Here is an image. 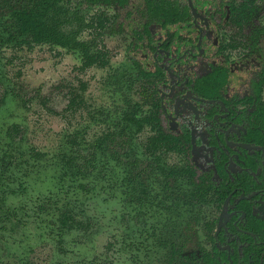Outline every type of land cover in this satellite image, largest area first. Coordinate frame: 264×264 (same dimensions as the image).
Masks as SVG:
<instances>
[{"label":"flooded vegetation","instance_id":"obj_1","mask_svg":"<svg viewBox=\"0 0 264 264\" xmlns=\"http://www.w3.org/2000/svg\"><path fill=\"white\" fill-rule=\"evenodd\" d=\"M85 1L104 9L88 21L95 35L79 40L105 60L89 66L107 67L124 94L122 116L135 117L124 125L147 131L138 183L182 238L181 254L189 264H264L263 0Z\"/></svg>","mask_w":264,"mask_h":264},{"label":"rangeland","instance_id":"obj_2","mask_svg":"<svg viewBox=\"0 0 264 264\" xmlns=\"http://www.w3.org/2000/svg\"><path fill=\"white\" fill-rule=\"evenodd\" d=\"M62 9L81 26L78 39L88 40L94 26L82 22L104 5L65 0ZM100 42L107 45L105 35ZM82 62L76 48L0 45V264H167L157 241L177 238L172 223L153 204L130 199L122 162L109 156L107 166L75 180L61 173L63 154L84 160L123 114L124 94L110 88L108 68ZM139 131L137 149L147 134ZM70 206L83 223L60 239L58 218Z\"/></svg>","mask_w":264,"mask_h":264},{"label":"trees","instance_id":"obj_3","mask_svg":"<svg viewBox=\"0 0 264 264\" xmlns=\"http://www.w3.org/2000/svg\"><path fill=\"white\" fill-rule=\"evenodd\" d=\"M63 0H0V45L10 43H53L66 46L68 48L79 47L83 55V67L89 66L95 62L103 65L105 60L103 56L96 55L91 51V44L87 41L77 39L78 28L73 26V18L65 11L62 13ZM93 1V0H90ZM83 23V22H82ZM92 24L88 22L86 25ZM75 101V95L71 97V105ZM125 114V112H123ZM135 120L133 115H120L117 120V126L113 129L104 131L98 136L89 150L90 158H85L81 163H77L78 157L74 153L63 154L66 164L62 174L71 176L88 177L95 168L108 165L109 156L114 158L116 163H124L125 157L131 163L128 175L129 178L130 199L137 203L140 208L152 204L153 197L148 191L147 184L138 183L141 176L140 155L137 154V147L132 142V135L126 122ZM124 125V126H123ZM125 164V163H124ZM154 162L151 160L150 165ZM130 165V164H129ZM126 166V164H125ZM152 166V165H151ZM161 168V167H160ZM152 169V168H150ZM163 169L165 176L168 172ZM140 176V178H139ZM166 181L168 179L166 178ZM85 186L83 183H81ZM178 192V190H177ZM152 198V199H151ZM150 202V204H148ZM169 207V206H168ZM167 207V208H168ZM82 221L77 218L74 209L65 207L58 218V234L60 239L62 235L71 229L82 225ZM154 232L153 228L151 229ZM149 232V229H148ZM181 235V234H180ZM183 237V236H182ZM161 240L167 247L165 255L166 262L175 264H189L188 260L181 254L182 238H171Z\"/></svg>","mask_w":264,"mask_h":264}]
</instances>
